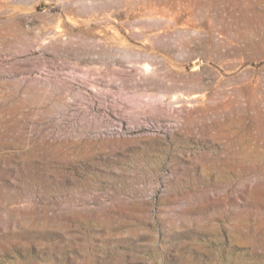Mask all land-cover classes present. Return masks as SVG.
<instances>
[{"label": "rangeland", "instance_id": "374dc122", "mask_svg": "<svg viewBox=\"0 0 264 264\" xmlns=\"http://www.w3.org/2000/svg\"><path fill=\"white\" fill-rule=\"evenodd\" d=\"M0 264H264V0H0Z\"/></svg>", "mask_w": 264, "mask_h": 264}]
</instances>
